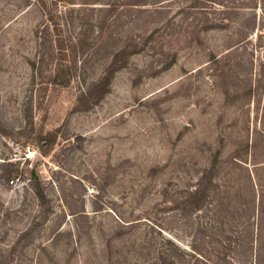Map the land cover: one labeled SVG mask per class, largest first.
Here are the masks:
<instances>
[{"label":"rangeland","instance_id":"1","mask_svg":"<svg viewBox=\"0 0 264 264\" xmlns=\"http://www.w3.org/2000/svg\"><path fill=\"white\" fill-rule=\"evenodd\" d=\"M0 264H264V0H0Z\"/></svg>","mask_w":264,"mask_h":264}]
</instances>
